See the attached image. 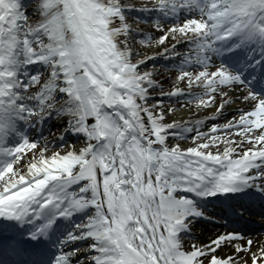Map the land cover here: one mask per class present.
Wrapping results in <instances>:
<instances>
[{
  "label": "snow or ice",
  "instance_id": "6c2138e0",
  "mask_svg": "<svg viewBox=\"0 0 264 264\" xmlns=\"http://www.w3.org/2000/svg\"><path fill=\"white\" fill-rule=\"evenodd\" d=\"M255 224L264 0H0V264H264Z\"/></svg>",
  "mask_w": 264,
  "mask_h": 264
},
{
  "label": "bare ground",
  "instance_id": "6f19581e",
  "mask_svg": "<svg viewBox=\"0 0 264 264\" xmlns=\"http://www.w3.org/2000/svg\"><path fill=\"white\" fill-rule=\"evenodd\" d=\"M187 112H188L187 108L180 109L179 111L176 109L177 118H180L181 116H186Z\"/></svg>",
  "mask_w": 264,
  "mask_h": 264
},
{
  "label": "rangeland",
  "instance_id": "374dc122",
  "mask_svg": "<svg viewBox=\"0 0 264 264\" xmlns=\"http://www.w3.org/2000/svg\"><path fill=\"white\" fill-rule=\"evenodd\" d=\"M176 109L179 111L180 109H184V108H179V107H177Z\"/></svg>",
  "mask_w": 264,
  "mask_h": 264
}]
</instances>
